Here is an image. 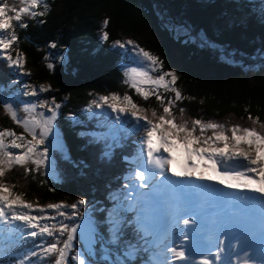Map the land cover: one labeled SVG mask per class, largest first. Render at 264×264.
<instances>
[{
	"label": "trees",
	"instance_id": "16d2710c",
	"mask_svg": "<svg viewBox=\"0 0 264 264\" xmlns=\"http://www.w3.org/2000/svg\"><path fill=\"white\" fill-rule=\"evenodd\" d=\"M46 2L49 9L44 16H24L28 26L15 28L19 39L12 46V54L21 53L37 85L50 86L43 93L47 101L55 98L61 105L53 131L60 134L66 151L59 157L49 155L51 176L41 167L26 174L24 167L17 165L2 179L14 185L12 191L23 193V199L29 202L46 205L85 200L84 207L89 206L92 212L89 230L95 231V256H88L94 263L124 264L127 259L130 264H144L148 252L137 239V243L131 242L128 222L122 225V230L127 227L124 232L115 234L111 210L105 207L111 206L114 192L129 178L133 168L130 163L135 161L136 144L142 141L143 131L130 128L131 132L123 134L110 130V121L91 101L115 92L132 96V101L147 109L149 116L152 109L163 114V108L155 95L142 101L135 89L124 82L120 48L113 42L131 39L158 56L163 71H175L178 79L174 87L184 97L171 108L177 123L193 119L220 123L229 119V124L222 123L226 128L239 124L264 132L260 128L264 124V0ZM37 10L43 11V7ZM105 19L109 21L106 28ZM177 26L185 27L188 33H179ZM104 31L109 34L108 41L102 39ZM52 43L55 48L50 47ZM48 63L54 67L49 69ZM5 67L9 69L0 62V100L27 99L22 83ZM158 91L165 103L174 99V92L163 88ZM181 108L188 119L179 118ZM18 114L22 118L27 115L23 111ZM249 115L258 117L259 123L254 124ZM5 128L31 139L0 104V130ZM206 135H211V130ZM27 167L35 168L31 163ZM74 243L70 264H74L72 254L81 250L79 240ZM132 249L133 254L126 256Z\"/></svg>",
	"mask_w": 264,
	"mask_h": 264
},
{
	"label": "snow or ice",
	"instance_id": "6c2138e0",
	"mask_svg": "<svg viewBox=\"0 0 264 264\" xmlns=\"http://www.w3.org/2000/svg\"><path fill=\"white\" fill-rule=\"evenodd\" d=\"M19 4L17 7L15 0L11 4L0 0V58L5 59L9 67L31 75L24 72L21 53L17 51L15 58L11 54L10 49L19 39L15 27L26 28L23 17L44 16L49 5L46 0H19ZM41 6L43 11H38ZM108 23L105 19L103 26L106 28ZM102 39L108 41L107 31L102 33ZM113 44L130 49L141 65L127 69L124 82L145 101L155 95L163 108V114L152 109L149 116L148 110L133 102L129 95L115 92L91 101L96 108L106 105L117 122L130 116L136 122V130L143 131L141 163L132 172L131 185H125L128 191L124 199L128 203L116 206L118 221L114 224L126 222L123 213L136 211L137 230L142 238L152 237L145 239V244L151 246L147 264H264V132L239 124L226 128L222 123L202 119L177 123L171 108L184 97L174 87L178 79L175 71H163L159 57L131 39L116 40ZM50 47L55 48L56 44ZM47 67L52 69L54 65L48 63ZM153 72L159 74L153 76ZM145 83L154 85L155 89L144 90L141 85ZM24 88L25 96L50 90V86L44 85L37 88L26 84ZM161 88L174 92V99L165 103V97L158 91ZM0 104L11 120L31 137L27 139L23 133L17 134L8 128L0 130V244L5 233H18L21 239L30 237L34 241L40 237V243L34 244L16 264H33L31 257L43 262L53 256L51 264H69L78 230L84 227L75 221L83 215L80 208L86 201L46 205L29 202L23 199V193L12 191L14 185L2 179L17 165L24 167L26 174L47 166L49 148L42 146L53 131L61 105L55 98L51 106L48 101L24 102L19 110L11 98L0 100ZM37 107L47 108L51 115L37 113ZM19 111L27 115L22 118ZM184 111L180 109L181 113ZM249 119L254 124L259 123L258 117L249 115ZM260 128L264 129V124H260ZM208 130L211 135H206ZM9 137L11 139H7ZM29 163L35 168L27 167ZM210 172H215L218 178L214 180ZM205 181L210 183H202ZM214 184L223 187L218 189ZM223 189H231L235 195L227 199L231 194ZM66 220L72 223H65ZM93 236L94 231L89 230L82 238L91 243ZM48 237L52 238L51 242L47 241ZM144 250L147 252L149 248ZM134 251L126 252V256ZM86 256L81 250L71 259L75 264H90ZM0 264L4 262L0 260ZM124 264L130 262L126 259Z\"/></svg>",
	"mask_w": 264,
	"mask_h": 264
},
{
	"label": "rangeland",
	"instance_id": "374dc122",
	"mask_svg": "<svg viewBox=\"0 0 264 264\" xmlns=\"http://www.w3.org/2000/svg\"><path fill=\"white\" fill-rule=\"evenodd\" d=\"M8 2L11 4V3H13L14 2V0H8ZM15 3H16V5H17V7H19L20 6V4H19V0H15ZM24 19V18H23ZM15 23V22H14ZM19 26V25H18ZM17 27V26H16ZM15 27V28H16ZM176 29H177V31L179 32V33H181V34H187L188 33V31H187V29L185 28V27H183V26H177L176 27ZM126 40H128V38L126 39ZM123 41H125V40H123ZM14 45V44H13ZM10 51H11V54H12V48L10 49ZM119 53H120V55H121V60H120V64H121V68H122V70H123V72H124V74H125V72L127 71V69H129V68H131V67H138V66H141L140 65V63H139V60H138V58L137 57H135L134 56V54L131 52V50L130 49H119ZM63 54V53H62ZM153 54V53H152ZM155 55V54H154ZM12 56H13V58H15V56H16V53H15V55H13L12 54ZM0 62L1 63H3V64H5V65H8V63H7V61L5 60V59H3V58H0ZM9 66V65H8ZM3 67V66H2ZM6 68V67H5ZM27 68V66L24 64V72H28V68ZM9 69H10V71H11V73L13 74V75H15V77H16V79H17V81H18V83L19 82H21L22 84H21V89L23 90V93L26 91V89L24 88V85H26V84H28V85H35V86H37V88H38V86L39 85H37V84H39V83H37V82H35V81H33L32 80V77L30 78V76L29 75H26V74H23V73H21V71L20 70H18V69H16V68H14V67H9ZM9 69L8 68H6V71H7V73L9 72ZM159 73L158 72H153V73H151V75H153V76H155V75H158ZM18 78H21V79H18ZM20 84V83H19ZM141 87L144 89V90H154L155 89V86L154 85H151V84H148V83H145V84H142L141 85ZM160 90V89H159ZM43 93L44 92H38V94L36 95V96H25L27 99H25L26 100V102H30V103H39L40 101H47V98H45L44 96H43ZM140 98H141V100L142 101H145L141 96H140ZM131 99L133 100V98H132V96H131ZM51 100H52V98H51ZM51 100H49L48 102H49V106H51ZM12 102H14L15 103V107H17L18 109H22V106H23V103L25 102V101H22V100H20L19 98H16V99H14ZM56 103H57V101H56ZM46 108H40V107H37V109H36V112L37 113H40V112H43L44 113V115L45 116H49V115H51V113L48 111V110H45ZM101 109V111H102V113L103 114H105V115H103L102 113H101V115L102 116H104L107 120L109 119L110 120V125H111V127H110V130H112V131H118V129H117V127H115L113 124H114V122L116 121L115 120V114H113L112 112H111V110L110 109H108L107 108V106L105 105L103 108H100ZM123 119H122V122H127V123H129L130 125H131V128H133L134 127V120H132L131 119V117L130 116H124V117H122ZM179 118L182 120V119H188L189 118V116H188V114H187V112L186 111H184V113H182V115H180L179 116ZM179 118H177L178 120H179ZM141 123H143V122H141ZM220 123H228L229 124V119H225L224 121H221ZM55 125V121L53 122V126ZM124 128V126H122V128L121 129H123ZM142 130V129H141ZM37 131L39 132V129H37ZM114 132H112V133H114ZM129 132H131V130H129ZM106 137H107V139H109V140H111V141H113V139H110L107 135H106ZM9 139H11V138H9ZM60 139H61V137H60V134L58 133V132H55V131H52V133L47 137V141H45V147H48L49 148V153H48V157H49V155H53V157H55V156H57V157H59V156H61V154L64 152V151H66L65 149H62V141H60ZM140 143H142L141 141L139 142V144H136V153L137 154H141V150H142V148L144 147L143 145H141ZM48 145V146H47ZM43 148V147H42ZM11 151H14V152H17L18 150H15V149H10ZM42 150V149H41ZM201 162V161H200ZM133 161L131 162V164L133 165ZM34 166V165H33ZM41 168H43V170H46V172H48V175L49 176H51L50 175V172H51V169H53V166H51V167H49L48 166V164H47V166L45 167V166H41ZM215 173V172H214ZM132 175L131 176H129V178L128 179H125L124 180V182L125 181H127V180H130L128 183H127V185H131V183H132ZM214 178V177H213ZM125 185L126 184H123L122 186H121V188L119 189V190H116L115 192H114V194H113V197H112V202H111V206H105L106 208H108L109 210H112L111 209V207L113 206V207H115V206H117L118 204H121V203H123L124 204V196H125V194L127 193V191H128V188H125ZM68 204H70V203H68ZM112 207V208H113ZM83 208H84V205L83 206H81V208H80V212L81 213H83L82 212V210H83ZM88 208H89V206H88ZM88 208H86L85 209V212L83 213V215L82 216H80L79 218H77L76 219V223H82V219L83 218H85L86 216L89 218L87 221H88V225L90 226V221H91V213L92 212H90L89 211V209ZM54 214V213H53ZM134 214H136V212L134 211V210H130V213L125 217V219L127 220V221H129V224H130V227H131V229H137L136 228V224H135V220L136 219H134L132 216L134 215ZM113 218L116 220V219H118L117 218V216L116 215H114L113 216ZM58 219H62V218H58ZM65 223H72V221H69V220H66V221H64ZM88 225H85V227L87 228V226ZM117 228H119V231L118 232H120L121 233V230H122V228H123V226H122V224L120 223V222H117L116 224H113V232L116 234V233H118L117 232ZM127 227H124V229L122 230V232H124L125 231V229H126ZM95 232V231H94ZM85 236V230H83V228H81L80 230H78V233H77V240H79V245H78V248L79 249H81V250H86L87 251V245L85 244V245H82V243L84 242L85 243V238H82V237H84ZM48 239H49V237H48ZM61 239H62V237H61ZM129 239L131 240V242H133V243H137V241L135 240V236H134V234L133 233H131V232H129ZM152 239V237H149L148 238V240H151ZM139 245L140 246H143V245H145V241L144 242H142V243H139ZM90 246H92V244H90ZM74 247H76V244L74 243ZM73 247V248H74ZM91 248V247H90ZM92 249V248H91ZM81 250H77V251H81ZM93 250V249H92ZM74 255V254H73ZM71 255H69V257H70ZM53 258H55V256H53V257H50V260L52 261V260H54ZM87 258V257H86ZM149 258H151V255H149ZM73 261V260H72ZM70 260H69V264H70ZM74 262V264H75V261H73ZM44 264H48L47 262H45ZM90 264H91V262H90Z\"/></svg>",
	"mask_w": 264,
	"mask_h": 264
},
{
	"label": "bare ground",
	"instance_id": "6f19581e",
	"mask_svg": "<svg viewBox=\"0 0 264 264\" xmlns=\"http://www.w3.org/2000/svg\"><path fill=\"white\" fill-rule=\"evenodd\" d=\"M122 126H124L123 129H121ZM130 128H131V125L129 123H127V122H122V123L119 124V130L120 131L130 130ZM114 215H115V213L113 212V209H112L111 210V213H110V218L112 220V225L114 224V221H115V219L113 218ZM49 240H52V238L49 237Z\"/></svg>",
	"mask_w": 264,
	"mask_h": 264
}]
</instances>
